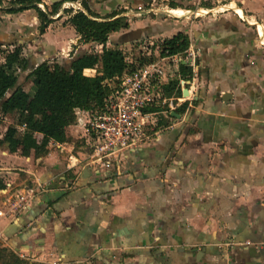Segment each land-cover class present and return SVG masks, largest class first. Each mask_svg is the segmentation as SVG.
I'll use <instances>...</instances> for the list:
<instances>
[{"label":"crops","instance_id":"0c3cea01","mask_svg":"<svg viewBox=\"0 0 264 264\" xmlns=\"http://www.w3.org/2000/svg\"><path fill=\"white\" fill-rule=\"evenodd\" d=\"M57 1L38 6L49 12ZM169 1L88 0L98 19L112 12L137 19L112 32L107 47L187 34L202 54L193 85L182 88L189 97L149 142L127 152L118 172L85 165L90 146L76 121L67 127L72 139L50 140L44 154L0 142V264L7 253L25 264H264V0ZM124 3L130 7L117 11ZM62 4L30 41L40 23L36 9L0 19V45H22L28 68H16L17 86L30 98L36 85L29 73L38 63L103 50L82 41L65 16L56 19L71 10ZM23 13H31V28ZM163 13L173 19H160ZM100 71V64L84 68L91 76ZM17 115L0 109V140L10 126L24 130ZM29 189L26 207L7 214L6 201Z\"/></svg>","mask_w":264,"mask_h":264},{"label":"trees","instance_id":"16d2710c","mask_svg":"<svg viewBox=\"0 0 264 264\" xmlns=\"http://www.w3.org/2000/svg\"><path fill=\"white\" fill-rule=\"evenodd\" d=\"M4 1L6 0H0V11L11 15L25 9H36L41 21L40 32L43 33L51 22L48 15L58 12L63 2L76 0L54 2L49 12L39 8L38 3L42 0H7V5L3 6ZM81 1L87 11L79 10L72 13L68 21L83 41L103 44L100 54L90 52L63 64L48 61L38 63L29 73L36 85L32 98L17 86L16 68H28V61L22 55V45H15L12 50L6 51L3 54V61H0V109L3 113L16 111L18 122L25 126L24 130H19L16 126L8 127L0 142H7L12 147L20 146L24 155H28L31 150L36 154L46 153L50 140L59 142L71 140L67 127L75 122L77 108L92 110L102 106L111 89L117 85L119 77L158 56L157 53H153L152 56L136 55L133 61H128L123 48L107 47L109 35L127 28L129 21L127 22L125 16H116L115 12L106 15L104 19H98V15L91 10L88 0ZM189 44L188 35L178 32L163 40L158 54H163L165 49L171 53L180 52ZM1 49L0 45V52L3 51ZM98 64L101 65L100 74L91 76L84 73L85 67H94ZM188 69L181 66L183 76L188 74ZM107 79L112 82V87L104 82ZM164 89L167 96H179L182 93L177 79L166 84ZM37 133L42 134V139H37L35 135ZM3 185L0 181V187ZM6 257L7 264H25L13 253H7Z\"/></svg>","mask_w":264,"mask_h":264},{"label":"built area","instance_id":"2783aa9c","mask_svg":"<svg viewBox=\"0 0 264 264\" xmlns=\"http://www.w3.org/2000/svg\"><path fill=\"white\" fill-rule=\"evenodd\" d=\"M62 6L63 10L71 9L72 13L84 11L81 0L65 1ZM164 39L153 34L137 40L139 44L136 46L123 48L128 61H133L136 55L152 56L157 53L158 56L117 77V85L111 89L102 106L92 110H75V121L83 127L90 146L85 165L95 171L122 170L127 152L149 142L164 127L163 119L170 118L172 111L182 106L189 97L182 88L193 85L201 67V50L190 43L183 51L171 53L165 49L163 54H158ZM181 66L189 68L186 76L182 75ZM175 79L179 80L182 93L167 96L164 86ZM104 82L112 87L109 79ZM32 191H19L9 198L5 203L7 214L16 216L24 209L33 197ZM2 214L4 211L0 210ZM51 264L65 263L58 258Z\"/></svg>","mask_w":264,"mask_h":264},{"label":"rangeland","instance_id":"374dc122","mask_svg":"<svg viewBox=\"0 0 264 264\" xmlns=\"http://www.w3.org/2000/svg\"><path fill=\"white\" fill-rule=\"evenodd\" d=\"M169 1V0H168ZM226 1V0H225ZM7 0L6 1H4L3 2V6H6L7 5ZM170 2V1H169ZM175 2V1H174ZM174 2H170V4L171 5H173V3ZM176 3V2H175ZM177 4H179L182 8H184V3L183 2H181V1H179V3H177ZM50 6V5H49ZM190 6H192L193 7V9H194V7L196 8V6L195 5H190ZM128 7H130V4H119L118 6H117V11H122V10H124V9H127ZM215 7H217V6H215ZM214 7V8H215ZM182 8H174V9H177V12L176 13H172L171 11L173 10H170V12L172 13V14H175V15H179V16H182V14H185V11L182 9ZM69 11V10H68ZM29 12H33V11H29ZM31 13H23L24 15H23V17H22V19H23V23H27V25H25V26H28V27H30L31 28V26H33L31 23H30V19L28 18V17H30V15H28V17H26V15L25 14H31ZM216 14H218V12H215ZM70 15H71V10H70V12H65L64 14H62L61 15V17H59V18H56V19H61L62 17H64L65 16V19L67 20V18H69L70 17ZM130 15V14H129ZM206 15H208V14H204V15H200L199 17H197V18H195V17H193L194 15H192V18H193V20H195V19H197L196 21L197 22H199V20L201 19V18H203L204 16H206ZM2 16H3V18H4V20H5V18L7 17V15H4V12H0V19L2 18ZM51 16V15H50ZM131 16V15H130ZM170 18V20H172L173 18L172 17H169L168 15H166L165 13H163L162 15H161V18L160 19H164V18ZM28 18V19H27ZM183 17H180V18H174V19H180V21H181V19H182ZM64 19V20H65ZM129 19V18H128ZM136 19V18H135ZM137 20V19H136ZM136 20H132V22H128V20H127V22H128V27L127 28H131V27H135L136 25H137V22H135ZM151 20H153V22H156V20H155V18H151ZM7 21V20H6ZM39 22V21H38ZM40 24H41V21H40V23H39V25H37V32L35 31V29H36V27H35V25L33 26V30H29V32H28V37H27V41H30V39H34V38H39V33H41L40 32ZM60 24H62V23H60ZM63 24H65L64 22H63ZM55 26H59V25H55ZM19 26H14L13 25V27H11L12 29H16L17 30V28H18ZM15 32H17V31H15ZM32 34V35H31ZM35 34V35H34ZM81 39V38H80ZM82 40V39H81ZM143 40V39H142ZM83 41V40H82ZM136 44H139V42L137 41V42H133L130 46H125L124 47V49H129L130 47H133V46H136ZM1 50H3V51H1L0 52V61H3V57H4V53L6 52V51H8V50H10V48L11 47H8V46H1ZM95 49H94V46H91V47H89V51L88 52H86V53H90V52H95L94 51Z\"/></svg>","mask_w":264,"mask_h":264},{"label":"water","instance_id":"95a60500","mask_svg":"<svg viewBox=\"0 0 264 264\" xmlns=\"http://www.w3.org/2000/svg\"><path fill=\"white\" fill-rule=\"evenodd\" d=\"M145 3H150L152 0H143ZM184 94H187V90L184 91Z\"/></svg>","mask_w":264,"mask_h":264},{"label":"bare ground","instance_id":"6f19581e","mask_svg":"<svg viewBox=\"0 0 264 264\" xmlns=\"http://www.w3.org/2000/svg\"><path fill=\"white\" fill-rule=\"evenodd\" d=\"M172 13H176L177 12V9H173L172 11H171ZM252 22V21H251ZM254 22V21H253ZM255 23V22H254ZM259 28V27H258ZM259 31V30H258Z\"/></svg>","mask_w":264,"mask_h":264}]
</instances>
